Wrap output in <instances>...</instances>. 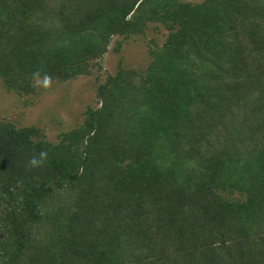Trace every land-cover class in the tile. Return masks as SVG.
Wrapping results in <instances>:
<instances>
[{
	"label": "trees",
	"instance_id": "16d2710c",
	"mask_svg": "<svg viewBox=\"0 0 264 264\" xmlns=\"http://www.w3.org/2000/svg\"><path fill=\"white\" fill-rule=\"evenodd\" d=\"M150 24L56 140L0 119V264H264V0H0V81L89 74Z\"/></svg>",
	"mask_w": 264,
	"mask_h": 264
},
{
	"label": "rangeland",
	"instance_id": "374dc122",
	"mask_svg": "<svg viewBox=\"0 0 264 264\" xmlns=\"http://www.w3.org/2000/svg\"><path fill=\"white\" fill-rule=\"evenodd\" d=\"M166 34L167 30L161 25L154 27V24H150L144 36L118 37L121 39L118 51L114 49L116 38H112L108 50L99 60L100 67L93 65L91 73L68 80L36 78L35 93L18 96L7 92L0 81V119L20 126H39L47 139L56 140L59 133L82 121L87 107L100 105L96 88L107 74H113L119 64L137 70L144 69L149 60L147 44L153 45V41L161 44Z\"/></svg>",
	"mask_w": 264,
	"mask_h": 264
}]
</instances>
